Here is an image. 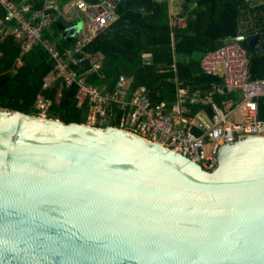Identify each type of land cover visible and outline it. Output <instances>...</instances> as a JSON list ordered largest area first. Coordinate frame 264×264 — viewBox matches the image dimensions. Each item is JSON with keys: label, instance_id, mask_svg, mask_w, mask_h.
I'll return each instance as SVG.
<instances>
[{"label": "water", "instance_id": "obj_1", "mask_svg": "<svg viewBox=\"0 0 264 264\" xmlns=\"http://www.w3.org/2000/svg\"><path fill=\"white\" fill-rule=\"evenodd\" d=\"M0 264H264V136L207 171L114 126L0 108Z\"/></svg>", "mask_w": 264, "mask_h": 264}, {"label": "trees", "instance_id": "obj_2", "mask_svg": "<svg viewBox=\"0 0 264 264\" xmlns=\"http://www.w3.org/2000/svg\"><path fill=\"white\" fill-rule=\"evenodd\" d=\"M68 1L58 0L60 6ZM18 2L33 3L37 10L43 6V0ZM88 2L102 4L103 0ZM177 4L178 17L186 19L173 28L168 0H119L114 7L116 20L87 47L103 55L101 67L90 70L88 62L80 71L91 83L106 85L110 90L121 77L127 78L131 89L146 88L152 106L165 105L167 110L174 107L179 82H183L191 87L190 93L198 91L204 98L199 104L189 106L188 116L198 118L206 111L214 118V103L239 101L243 94L229 91L223 77L206 72L203 58L235 43L234 38L244 36L245 40L238 44L249 58L252 77L264 79V0H196L195 3L178 0ZM5 16L6 10L0 6V18ZM71 26L63 17L57 18L45 30L43 38L60 48L69 47L78 41V37H64ZM256 35H260V43L252 50L247 38ZM148 53L151 57L145 60ZM19 59L23 61L20 67ZM54 64L42 46L23 55L22 45L14 37L4 39L0 43V108L38 116L35 103L42 93L52 100L48 117L57 116L66 124H87L90 108L79 105L77 85L67 86L56 79L50 88L43 89L44 78ZM205 99H210L211 104L207 105ZM260 118L264 121V98L260 99ZM194 133L204 135L198 127Z\"/></svg>", "mask_w": 264, "mask_h": 264}, {"label": "built area", "instance_id": "obj_3", "mask_svg": "<svg viewBox=\"0 0 264 264\" xmlns=\"http://www.w3.org/2000/svg\"><path fill=\"white\" fill-rule=\"evenodd\" d=\"M119 0H103L102 4H90L88 0H70L63 6L58 0H43L40 10L33 3H21L18 0H0V6L6 10V16L0 18V43L14 37L23 48V55L37 46H42L54 60V68L44 78L43 89L50 88L56 79L67 86H78L79 105H88L90 114L88 125L104 128L113 126L146 139L167 146L198 162L207 171L217 166V153L221 146L233 143L241 136H264V121L260 118V99L264 98V79L252 77L249 58L245 50L232 43L217 52L206 54L202 61L204 70L224 79L229 91H239L243 98L214 103V118L202 111L198 118L189 117V106L199 104L204 98L200 92H191V87L179 82L177 101L171 109L165 105L152 106L144 86L131 89L130 80L121 77L113 90L106 85L98 86L87 79L80 67L90 63V70L101 67L103 55L88 50V46L115 20L114 7ZM194 3L196 0H192ZM173 28L184 19L178 17V0H168ZM64 18L71 22L66 32L84 22L81 31L74 35L78 41L73 45L60 48L50 39L43 38L45 30L53 20ZM73 37V36H71ZM151 54L145 55L149 60ZM23 65L22 59L18 67ZM216 89L220 90L218 86ZM189 101V103H188ZM207 105L210 99H205ZM52 100L44 94H38L35 108L38 116L48 117ZM235 113L241 115V122L235 119ZM201 118L202 120H200ZM198 127L203 136H197Z\"/></svg>", "mask_w": 264, "mask_h": 264}, {"label": "rangeland", "instance_id": "obj_4", "mask_svg": "<svg viewBox=\"0 0 264 264\" xmlns=\"http://www.w3.org/2000/svg\"><path fill=\"white\" fill-rule=\"evenodd\" d=\"M88 19H85L84 21H80V25L83 27L84 26V22H87ZM200 120H202L201 118H199ZM235 119L237 122H241L242 117L241 115H239V113H235Z\"/></svg>", "mask_w": 264, "mask_h": 264}, {"label": "crops", "instance_id": "obj_5", "mask_svg": "<svg viewBox=\"0 0 264 264\" xmlns=\"http://www.w3.org/2000/svg\"><path fill=\"white\" fill-rule=\"evenodd\" d=\"M170 16H171V10H170ZM179 89V88H178ZM190 110V109H189Z\"/></svg>", "mask_w": 264, "mask_h": 264}]
</instances>
